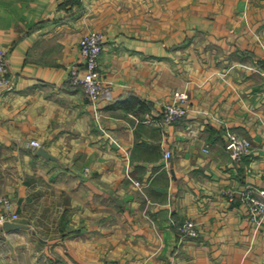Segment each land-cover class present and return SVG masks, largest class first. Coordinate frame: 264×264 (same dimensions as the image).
I'll return each mask as SVG.
<instances>
[{
  "label": "crops",
  "instance_id": "1",
  "mask_svg": "<svg viewBox=\"0 0 264 264\" xmlns=\"http://www.w3.org/2000/svg\"><path fill=\"white\" fill-rule=\"evenodd\" d=\"M93 29L98 103L69 80ZM0 45V196L24 225H0V264H264V224L228 195L264 187V0H0ZM228 130L253 151L234 159Z\"/></svg>",
  "mask_w": 264,
  "mask_h": 264
},
{
  "label": "built area",
  "instance_id": "2",
  "mask_svg": "<svg viewBox=\"0 0 264 264\" xmlns=\"http://www.w3.org/2000/svg\"><path fill=\"white\" fill-rule=\"evenodd\" d=\"M105 34L99 29H93L83 35L80 41V51L85 66L84 71L77 68L72 69L69 80L74 85L81 86L89 99L98 103L104 92L109 88L108 82L104 79L100 69V58L104 49ZM264 70V61H263ZM13 80L9 76V52L0 45V87L10 88ZM190 93L187 88L174 91L172 99L162 107V118L165 123H172L187 116L190 111ZM227 149L231 156L238 160L253 151L252 140L235 131H227ZM31 146L39 148L42 143L38 139L31 140ZM206 151L209 148H205ZM172 152L166 151V157ZM133 183L142 187L144 183L132 179ZM230 199L239 198L247 207L250 219L257 228L264 224V187H257L253 184L246 185L240 191H228ZM0 204L4 210L0 213V225L6 221H17L19 214L14 211V201L9 197L0 196ZM183 236H198L200 233L199 224L194 219H186L181 226Z\"/></svg>",
  "mask_w": 264,
  "mask_h": 264
},
{
  "label": "water",
  "instance_id": "3",
  "mask_svg": "<svg viewBox=\"0 0 264 264\" xmlns=\"http://www.w3.org/2000/svg\"><path fill=\"white\" fill-rule=\"evenodd\" d=\"M37 152L39 154H43V155H45L47 157H52L50 155V153L44 147H39L38 150H37ZM4 225H5L6 229H8V230L14 229V228H18L20 226H24L22 223L15 222V221H6L4 223Z\"/></svg>",
  "mask_w": 264,
  "mask_h": 264
}]
</instances>
